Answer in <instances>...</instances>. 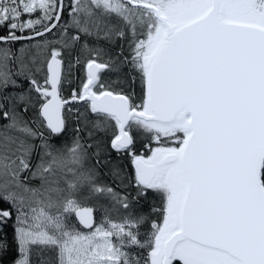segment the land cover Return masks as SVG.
Returning a JSON list of instances; mask_svg holds the SVG:
<instances>
[{
  "label": "snow or ice",
  "instance_id": "snow-or-ice-1",
  "mask_svg": "<svg viewBox=\"0 0 264 264\" xmlns=\"http://www.w3.org/2000/svg\"><path fill=\"white\" fill-rule=\"evenodd\" d=\"M65 10L68 21L61 23ZM0 27L6 29L0 44L56 30L60 37L32 45L38 52L50 49V58L35 68L39 73L46 64L43 82L23 62L25 48L16 73L11 50L0 48V90L21 87L14 76L27 75L28 92L37 94L34 103L15 92L0 102V121H6L0 123V223L15 218L16 264H29L35 244L58 248L60 264H141L124 250L130 247L149 249L143 264H264V0H0ZM25 31L31 34H16ZM101 34L127 40L130 55L100 63L102 50L85 41L81 50L92 53L87 82L72 99L90 101L91 112L102 117L96 128L112 122L111 147L130 155L137 197L149 190L160 195L163 207L154 211L162 223L153 220L143 241L138 228L147 217L135 212L129 197L98 184L95 168L78 171L87 157L79 136L69 158L49 142L65 129L61 49L82 35ZM122 63L140 74L139 103L101 81V70L118 71ZM29 106L37 109L31 121L25 118ZM135 133L148 138L151 155L132 150ZM36 139L39 146L30 142ZM25 171L39 187L22 179ZM58 172L64 174L52 180ZM85 188L109 196L127 214L95 225L92 209L81 207ZM69 213L90 231L70 226Z\"/></svg>",
  "mask_w": 264,
  "mask_h": 264
},
{
  "label": "trees",
  "instance_id": "trees-1",
  "mask_svg": "<svg viewBox=\"0 0 264 264\" xmlns=\"http://www.w3.org/2000/svg\"><path fill=\"white\" fill-rule=\"evenodd\" d=\"M35 18V17H33ZM114 19V18H113ZM113 19L111 22L113 23ZM68 21L67 10H65L63 19L61 23H66ZM114 24V23H113ZM0 33H6V29L0 27ZM17 35H30L31 33L25 31L24 33L17 32ZM73 34L72 31L69 33ZM59 30L54 31L53 34H46L43 38H36L35 40H20L11 42L8 44H0V47H6L12 52V60L15 59L16 49L22 45H34L41 42L43 39L55 40L59 39ZM87 41L90 47H95L97 49L101 48L104 55L110 57L111 60L123 61L125 56H129L128 43L127 40H120L113 37L112 41L103 39L101 34L100 38L96 36H83L79 43L73 45L71 48H62L65 55L68 56V63L71 67L65 72V82L62 85V93L65 97L72 96L73 90L77 93L79 91L80 83L84 78V59L91 53L82 51L81 45ZM33 43V44H32ZM124 44V46H123ZM121 46H123V55H118L121 52ZM15 55V56H14ZM77 60L79 62L77 63ZM13 71L15 67L12 66ZM135 77V80H133ZM102 82L110 85V89L115 92H120L127 94L129 96L135 97V102H140V97L142 95V85L140 81V74L137 71L132 70L130 64L122 63L119 66V70H109L102 76ZM20 91L21 89L8 88L7 90H2L0 92V102L3 101V96L9 95L15 92L17 95L24 93L25 95H31L33 103L37 98V94L32 91L28 92V89ZM11 103V101H8ZM22 107V105L20 106ZM37 109L35 106H29L27 113H25V118L32 120L36 117ZM102 118V117H101ZM99 118L90 113L86 106H81L78 113L71 112L68 117V124L66 131L59 137L53 138L52 144L56 145L57 148L64 147V144L70 145L73 143L77 136L81 144L84 145L87 152V157L83 163L86 164L85 169L95 168L97 173V182L100 185L118 189L117 191H123L129 199L132 201V207L137 214H143L147 217L146 221L141 224L138 228L141 241L149 238L151 233V222L153 220L161 222L162 215L154 209H161L163 207L162 199L159 194L152 190H149L147 196L137 197V188L135 186V171L132 165L131 157L127 151L116 152L110 147L111 132H102L99 128L95 127V122ZM37 127L38 123H34ZM79 129V132H77ZM42 131L46 133L45 128H41ZM91 133V135H89ZM136 141L135 147L132 149L136 151V154L143 153L147 154L149 151L146 145L149 144L148 138L143 133H135ZM35 141V140H33ZM91 145V147H88ZM155 145L153 143L151 147ZM99 150V151H98ZM98 151V155H97ZM118 171V175H114L113 172ZM113 186V187H112ZM84 195L79 197L80 203L85 205L94 206L96 209V216L99 221L105 219L106 217L118 221L121 216L127 213L116 204L110 197H106L104 194H93L89 195L85 189ZM99 215V216H98ZM6 243L7 247H0V264H15L20 258L19 244L15 239V218L6 220L0 223V244ZM132 254L134 258H140L141 264L143 260L147 258L149 249L140 247H130L125 248ZM174 264H181L180 262H175Z\"/></svg>",
  "mask_w": 264,
  "mask_h": 264
},
{
  "label": "rangeland",
  "instance_id": "rangeland-1",
  "mask_svg": "<svg viewBox=\"0 0 264 264\" xmlns=\"http://www.w3.org/2000/svg\"><path fill=\"white\" fill-rule=\"evenodd\" d=\"M113 23L114 24L116 23L115 18L113 19ZM11 44H14V43H11L10 42L9 43V46ZM123 46H124V44H123ZM6 47H0V48H6ZM21 48H25L26 49L25 53L22 56L23 62L25 64H27L30 69H32V74L37 79H39L41 82H43V78H44V76L46 74V64L43 65V70L41 72H39V73L35 72V68L36 67H40V62L42 60H46V59L49 58L50 49H44L43 51L38 52L36 48L32 47V45H22V46L18 47L16 49V53H15L16 56L14 55L15 56V59L14 60H12V59L10 60V67H11V70H12L13 73H16L19 70L20 60H17L16 57H21V53H20V49ZM91 48L92 49H97L95 47H91ZM99 49H101V48H99ZM128 52H129V48H128ZM101 55H104V52L101 51L99 53V57ZM129 55H130V52H129ZM33 57L36 58V63L35 64L32 63V58ZM63 57L65 59V64H66L65 65V70H66L68 68V64H69L68 63V56H66V55L63 54ZM91 57H92V53L88 57L86 56L84 60L86 61L87 58H91ZM99 57H98L99 60H104L105 62H109L110 61V57H108V56H103L101 58H99ZM12 66L15 67V71H13ZM14 78L17 79L18 82L21 84V87H18L16 89H21L20 91L25 90L24 88L29 89V83L26 80L27 79V75H24V76H14ZM65 80H66V78H64L63 82H65ZM1 91L2 90H0V92ZM76 113H78V111ZM98 118L102 120L101 117H98ZM4 123H6V121H4ZM111 123L112 122H109L108 124H106L103 129H100L99 128L100 131H102V132L110 131L111 132V136H112V133L114 131V128L111 126ZM31 126L33 128H36L37 127L35 124H31ZM9 134L16 135V133H14V132H10ZM45 136H49V135L45 134ZM49 137H51V136H49ZM30 142L36 144L37 146H39L40 143H41V141L39 139H36L35 141H30ZM49 142L52 143V141L50 139H49ZM80 143H81V141H80ZM72 146H73V143H71L68 146H67V144H64V147H62V146L59 147L60 149L63 150V153H64V155H65L66 158H69L68 149L71 148ZM40 151H42V150H40ZM37 160H38L37 152L34 151L33 152V156H32V163H33V165L37 162ZM69 166L71 167L72 165H69ZM85 167H86V164L83 163V169H78V171L84 170ZM63 174L64 173L58 172L57 173V176H53L51 179L52 180H56L59 176H62ZM21 177H22V179H25L26 178V182H28L31 187H39V185H40V181L38 179H32L30 172L25 171V172L21 173ZM2 178H3V169H0V179H2ZM67 178L68 179H72L71 174H69ZM56 186L57 185L53 184V187H56ZM59 186L60 187H66V185L63 182V180L60 181ZM112 189L116 193H118L120 195H126L123 191H117L114 188H112ZM105 196L106 197H109L107 195H105ZM52 198H53L54 201L60 199L59 197L56 196L55 193L52 194ZM37 207H39V205H37ZM47 210L48 209H46V211ZM51 211L53 213H55L56 212V209L53 208V209H51ZM72 215H73V213L65 214L66 222L70 226H72L73 228H75L76 230H78V231H80L82 233L87 234L89 231H83L81 229H78V228H76L72 224ZM104 221H105V219H102L101 221L98 222V224H101ZM20 258H21V253H20ZM28 259H29V264H60L59 249L56 248V247H54V246H50V245H40V244L30 245L29 246V250H28Z\"/></svg>",
  "mask_w": 264,
  "mask_h": 264
},
{
  "label": "water",
  "instance_id": "water-1",
  "mask_svg": "<svg viewBox=\"0 0 264 264\" xmlns=\"http://www.w3.org/2000/svg\"><path fill=\"white\" fill-rule=\"evenodd\" d=\"M58 58H60V59H62V61H63V65H62V73H63V68H64V60H63V58L62 57H58ZM98 62H100V61H98ZM100 63H104V62H100ZM86 64H87V62L85 63V80H84V83H86L87 82V67H86ZM46 69H47V66H46ZM103 71H105V70H101V72H100V74L103 72ZM93 90H95V89H93ZM109 90V89H108ZM59 91H60V89H59ZM83 91V89H82V87H81V89H80V92H82ZM61 95V94H60ZM126 95V94H125ZM62 97V96H61ZM67 101H68V103H73V102H78V103H82V102H85L86 100H79V99H76V100H73L72 98H69V99H67ZM89 102V104H90V101H88ZM67 103V104H68ZM63 115H64V109H63ZM149 155H151V153H149ZM148 156V155H147ZM147 156H145V157H147ZM83 208H91L92 209V213H91V216H92V221H93V223L95 224L96 223V218H95V210H94V208L93 207H91V206H88V207H83ZM76 216V215H75ZM76 218H77V220H78V222H79V217H77L76 216ZM80 223V222H79ZM162 223V222H161ZM80 225L82 226V227H84L85 229H88L87 227H85L84 225H82L81 223H80ZM174 262H180V263H182L181 261H179V260H176V261H174ZM173 262V263H174Z\"/></svg>",
  "mask_w": 264,
  "mask_h": 264
},
{
  "label": "flooded vegetation",
  "instance_id": "flooded-vegetation-1",
  "mask_svg": "<svg viewBox=\"0 0 264 264\" xmlns=\"http://www.w3.org/2000/svg\"><path fill=\"white\" fill-rule=\"evenodd\" d=\"M74 112V111H73ZM66 128H67V120H66V118H65V129H64V131L61 133V134H59V135H54V136H51L52 138H55V137H59V136H61L65 131H66ZM53 140V139H52ZM121 153H123V152H121Z\"/></svg>",
  "mask_w": 264,
  "mask_h": 264
},
{
  "label": "bare ground",
  "instance_id": "bare-ground-1",
  "mask_svg": "<svg viewBox=\"0 0 264 264\" xmlns=\"http://www.w3.org/2000/svg\"><path fill=\"white\" fill-rule=\"evenodd\" d=\"M136 152V151H135ZM113 187V186H112ZM118 190V189H117ZM120 191V190H119ZM97 213V212H96ZM99 216V215H98Z\"/></svg>",
  "mask_w": 264,
  "mask_h": 264
}]
</instances>
